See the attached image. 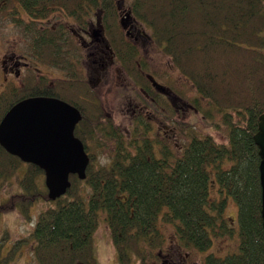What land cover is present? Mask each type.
I'll return each mask as SVG.
<instances>
[{"label": "trees", "instance_id": "obj_1", "mask_svg": "<svg viewBox=\"0 0 264 264\" xmlns=\"http://www.w3.org/2000/svg\"><path fill=\"white\" fill-rule=\"evenodd\" d=\"M117 1L0 0V19L18 23L22 34L31 30L25 35L28 50L38 61L59 68V30H52L51 24L42 29L41 20L66 14L81 22L97 12L120 57L129 53L128 68L136 77L134 61L139 53L124 38ZM126 3L130 15L145 26L161 54L184 77L183 95L194 102L196 111L183 121L173 119L174 113L164 115V122L176 124L180 134L175 142L163 139L155 152L147 141L139 144L136 140L129 151L122 136L104 127L106 122L95 105L89 113L84 107L73 132L90 159L85 178L70 175V187L55 199L54 207L40 213L29 233L35 259L38 264H99L93 247L99 222L107 224L122 264H129L133 256L139 264L149 263L150 251L165 242L161 224L173 227L181 246L204 250L211 237L218 235L214 229L223 222L221 214L231 199L237 207L240 249L221 264H262L259 156L253 135L264 113V0ZM2 80L0 63V84ZM53 83L55 93L49 96L71 94L74 100V94L86 93L80 81L55 79ZM44 89L41 85L38 89L4 87L0 120L20 100L46 96ZM212 132L226 141H217ZM109 135L116 138L114 148L106 143ZM101 149L109 150L102 163L96 157ZM22 166L20 190L0 205V213L18 207L28 220L33 202L46 198L47 189L41 193L37 183L44 173L0 146V182ZM221 229L228 234L224 223ZM5 238L0 240V264H10L28 239H17L2 254Z\"/></svg>", "mask_w": 264, "mask_h": 264}, {"label": "flooded vegetation", "instance_id": "obj_2", "mask_svg": "<svg viewBox=\"0 0 264 264\" xmlns=\"http://www.w3.org/2000/svg\"><path fill=\"white\" fill-rule=\"evenodd\" d=\"M126 1L130 0L117 1L121 8L119 21L125 40L135 46L139 53L138 59L133 62L137 65V78L132 76L128 68L131 64L129 53H125L124 59L120 57V52L117 53L112 45L111 37L97 12L85 16L81 22H75L72 17L65 14L56 15L53 19L44 18L41 21L46 25H40L45 29L51 24L52 30H59V52H61L59 68L35 59L28 50L29 39L25 37L27 33H31V30L30 32L26 30L21 35L25 43L23 49L20 46L21 38L17 37L12 54L1 55L3 80L0 88L34 86L38 89L41 85L46 92V96L42 97L65 101L76 108L81 116L85 108L87 113L94 111L92 107L95 105L106 122L104 127L111 128L114 133L122 136L121 139L124 140L129 151L130 144L136 140L139 144L147 141L156 152L160 149V142L163 139L175 142L180 134L177 125L164 122L163 116L167 117L174 113L173 119L183 121L184 117L188 116V114L185 116L186 106L191 108L190 111L196 109L194 102L183 95V87L173 88L160 80L162 75L158 66L161 55L159 46L152 41L145 26L130 15ZM18 9L23 19L28 22L23 9L21 7ZM13 26L20 31L18 23H13ZM43 65L49 70H43ZM50 68L55 72L51 73ZM33 73L35 77L32 76ZM55 79L80 81L86 93L74 94V100H71V94L69 96L60 94V97L49 96L48 93H55L53 92ZM181 85L184 86V83ZM180 91L182 96L179 95ZM30 97L36 96L26 98ZM71 101L77 102L76 105ZM110 105H113L115 110ZM110 132L109 130L108 133ZM106 143L114 148L116 138L109 135V141ZM234 213L235 216H228L227 221L225 212H222L223 222L217 223L214 229L218 235L211 237V243L206 249L185 248L178 241L170 247L163 248L164 242L155 252L153 249L150 251L149 261L153 264H221L227 256L238 253L240 249L237 210ZM223 223L228 231L227 235L222 232ZM263 246L264 242L260 247L262 264H264ZM182 250H185L184 254Z\"/></svg>", "mask_w": 264, "mask_h": 264}, {"label": "water", "instance_id": "obj_3", "mask_svg": "<svg viewBox=\"0 0 264 264\" xmlns=\"http://www.w3.org/2000/svg\"><path fill=\"white\" fill-rule=\"evenodd\" d=\"M80 119L79 111L65 101L37 96L15 103L0 120V146L43 171L51 200L70 187V175L85 178L90 159L73 132ZM253 141L259 156L260 221L264 238V113L258 117ZM262 252L264 255V246Z\"/></svg>", "mask_w": 264, "mask_h": 264}, {"label": "rangeland", "instance_id": "obj_4", "mask_svg": "<svg viewBox=\"0 0 264 264\" xmlns=\"http://www.w3.org/2000/svg\"><path fill=\"white\" fill-rule=\"evenodd\" d=\"M21 35V30L17 31L15 26H13V23L9 22L8 24V22L5 23V21H2L0 19V59L3 53H7L9 55L12 54V48L15 45V38H21ZM22 39L23 38H21L20 46L23 49L25 43ZM150 49L152 48L150 47ZM146 52L148 53L147 50ZM158 66L160 67L159 71L161 72L162 77H160V75L158 76L160 77V80L162 82L167 85L170 84L171 87L177 89H179V87L180 89L183 87L181 84H183V82L185 81L184 77L181 75L180 71L175 68V66L172 65L171 62L162 54L160 55V63H158ZM42 69L45 71L49 70V68L45 67V65L42 66ZM50 72L54 73L55 70L51 69ZM32 76L35 77L34 73L32 74ZM3 88H0V92L3 90ZM110 106L115 110V107H113V105ZM190 110L191 108H189L188 106L185 107V116L188 114L187 118H189L190 116ZM199 125L203 126L202 124ZM212 135L216 138L217 141H226L225 137H223L221 134H217V132H212ZM108 152V149L103 151L101 149L98 155L96 154L97 160L101 163L107 160L109 156ZM23 171L24 167L22 166L12 176L0 182V205L7 199H9V196L16 192H19L20 185L18 181L21 178ZM37 183L40 187V192L43 193L45 187L44 174H40L38 176ZM55 203V200H51L48 198L47 193L46 198L38 197L30 206V218H28V220L26 219V216L22 214L21 210L18 207H15L10 211L0 213V240L3 237H6L3 241L2 254H4L5 251L10 248L12 242L20 238H28L27 241L23 242L20 248L16 251L15 257L13 261L10 262V264H38L32 252L33 243L31 238L29 237V233H31V230L33 229V226L36 223L40 213L45 211L47 208L54 207ZM235 210H237V207L233 200L227 199L226 209L224 210L227 221L228 216H235V213L233 214ZM161 225V231L164 233L165 237L163 248L170 247L175 242H177L174 229L171 225L168 224ZM93 247L95 257L99 264H122L118 259L108 226L104 222H99V225L93 234ZM184 251L185 250H182L183 254ZM197 260L199 259L197 258ZM129 264H139L136 256H133V260H131ZM148 264L153 263L149 261Z\"/></svg>", "mask_w": 264, "mask_h": 264}]
</instances>
